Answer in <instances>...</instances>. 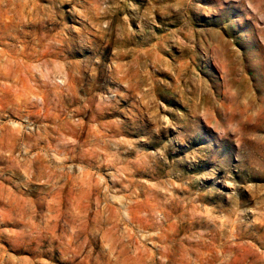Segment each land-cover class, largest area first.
<instances>
[{
    "label": "rangeland",
    "instance_id": "rangeland-1",
    "mask_svg": "<svg viewBox=\"0 0 264 264\" xmlns=\"http://www.w3.org/2000/svg\"><path fill=\"white\" fill-rule=\"evenodd\" d=\"M0 264H264V0H0Z\"/></svg>",
    "mask_w": 264,
    "mask_h": 264
}]
</instances>
